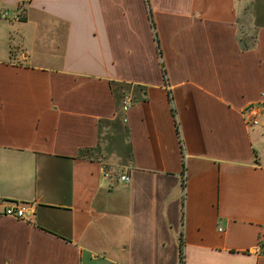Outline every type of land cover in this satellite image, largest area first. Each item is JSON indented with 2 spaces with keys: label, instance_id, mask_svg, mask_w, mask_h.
Here are the masks:
<instances>
[{
  "label": "crops",
  "instance_id": "crops-1",
  "mask_svg": "<svg viewBox=\"0 0 264 264\" xmlns=\"http://www.w3.org/2000/svg\"><path fill=\"white\" fill-rule=\"evenodd\" d=\"M19 204L0 264H180L182 237L184 264H264V0H0V209Z\"/></svg>",
  "mask_w": 264,
  "mask_h": 264
},
{
  "label": "built area",
  "instance_id": "built-area-1",
  "mask_svg": "<svg viewBox=\"0 0 264 264\" xmlns=\"http://www.w3.org/2000/svg\"><path fill=\"white\" fill-rule=\"evenodd\" d=\"M1 17L6 20H11V21H18L21 19V15L15 14L12 15L9 11L4 10L1 12ZM132 102L129 97H125L124 100L122 101V111L123 113H126L129 111L131 108ZM263 109L262 107L259 106H250L246 109L245 115L248 118V124L251 127H257L261 125V119L260 117L263 114ZM106 176H109L108 173L105 174ZM120 181L126 185L130 184L131 178L129 175H121L120 176ZM31 212L29 205L27 204H19V205H13V206H8L4 209H0V216H8V217H13L18 220H24L28 221V216L29 213ZM222 229H220L221 231Z\"/></svg>",
  "mask_w": 264,
  "mask_h": 264
},
{
  "label": "rangeland",
  "instance_id": "rangeland-1",
  "mask_svg": "<svg viewBox=\"0 0 264 264\" xmlns=\"http://www.w3.org/2000/svg\"><path fill=\"white\" fill-rule=\"evenodd\" d=\"M107 139L105 138L104 140H103V142H102V147H107V145H108V143H107V141H106ZM118 152V151H117ZM119 153V152H118ZM104 155H106V154H104ZM120 155L122 156H120V158H109L110 157V154H107L106 155V158H108L107 159V163L105 164L106 165V168L109 170V169H111V168H113V169H116L117 171H115L116 172V175L118 174V173H121L122 172V169H120L119 168V166H118V164H116V162L117 161H119V159H120V161L121 160H123L124 158V153L123 154H121V151H120ZM117 156H119V155H117Z\"/></svg>",
  "mask_w": 264,
  "mask_h": 264
},
{
  "label": "trees",
  "instance_id": "trees-1",
  "mask_svg": "<svg viewBox=\"0 0 264 264\" xmlns=\"http://www.w3.org/2000/svg\"><path fill=\"white\" fill-rule=\"evenodd\" d=\"M184 169H186V167L184 166ZM184 242H183V237L181 239L180 242V264H184Z\"/></svg>",
  "mask_w": 264,
  "mask_h": 264
}]
</instances>
